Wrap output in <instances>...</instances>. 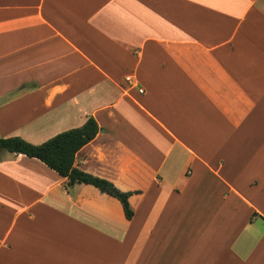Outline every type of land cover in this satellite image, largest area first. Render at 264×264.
Segmentation results:
<instances>
[{
	"label": "crops",
	"instance_id": "obj_1",
	"mask_svg": "<svg viewBox=\"0 0 264 264\" xmlns=\"http://www.w3.org/2000/svg\"><path fill=\"white\" fill-rule=\"evenodd\" d=\"M88 118L74 167L132 218L0 152V264H264V0H0V138Z\"/></svg>",
	"mask_w": 264,
	"mask_h": 264
},
{
	"label": "trees",
	"instance_id": "obj_2",
	"mask_svg": "<svg viewBox=\"0 0 264 264\" xmlns=\"http://www.w3.org/2000/svg\"><path fill=\"white\" fill-rule=\"evenodd\" d=\"M99 131L94 119L88 118L81 127L58 133L38 145L16 136L0 138V152L38 160L49 170L66 180V189L74 184L93 186L101 193L115 198L122 207L125 219L130 220L133 215L128 205L131 193L120 192L110 182L74 167L76 153L92 141Z\"/></svg>",
	"mask_w": 264,
	"mask_h": 264
},
{
	"label": "rangeland",
	"instance_id": "obj_3",
	"mask_svg": "<svg viewBox=\"0 0 264 264\" xmlns=\"http://www.w3.org/2000/svg\"><path fill=\"white\" fill-rule=\"evenodd\" d=\"M5 155L10 156L11 154H8L7 152H2ZM193 182L191 181V183L186 187L188 189V191L190 189H193ZM218 199V197H217ZM184 201L187 205H189V209L185 212V214L187 215V219H194V215L195 212L193 210L194 207V197H191L189 195V193H186V195L184 196ZM2 208H0V227L2 223H11L12 219L14 218V215L16 213L14 206L9 205V204H4L1 205ZM234 219H237V214L234 215ZM24 219H18V223H23ZM238 222V221H237Z\"/></svg>",
	"mask_w": 264,
	"mask_h": 264
},
{
	"label": "built area",
	"instance_id": "obj_4",
	"mask_svg": "<svg viewBox=\"0 0 264 264\" xmlns=\"http://www.w3.org/2000/svg\"><path fill=\"white\" fill-rule=\"evenodd\" d=\"M138 92H139V93H142L143 91H142V89H138Z\"/></svg>",
	"mask_w": 264,
	"mask_h": 264
}]
</instances>
